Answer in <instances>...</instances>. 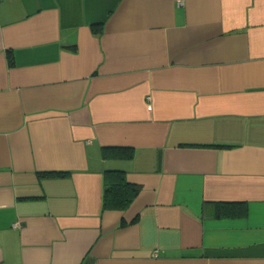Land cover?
<instances>
[{
	"label": "crops",
	"instance_id": "0c3cea01",
	"mask_svg": "<svg viewBox=\"0 0 264 264\" xmlns=\"http://www.w3.org/2000/svg\"><path fill=\"white\" fill-rule=\"evenodd\" d=\"M0 264H264V0H0Z\"/></svg>",
	"mask_w": 264,
	"mask_h": 264
},
{
	"label": "trees",
	"instance_id": "16d2710c",
	"mask_svg": "<svg viewBox=\"0 0 264 264\" xmlns=\"http://www.w3.org/2000/svg\"><path fill=\"white\" fill-rule=\"evenodd\" d=\"M138 191L137 185L126 180L124 170L107 169L103 172L101 207L103 210H124L128 208Z\"/></svg>",
	"mask_w": 264,
	"mask_h": 264
}]
</instances>
